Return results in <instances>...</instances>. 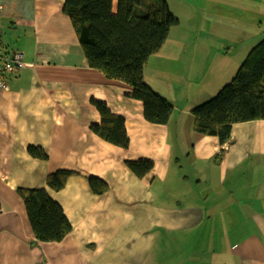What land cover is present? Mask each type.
<instances>
[{
	"label": "crops",
	"instance_id": "1",
	"mask_svg": "<svg viewBox=\"0 0 264 264\" xmlns=\"http://www.w3.org/2000/svg\"><path fill=\"white\" fill-rule=\"evenodd\" d=\"M64 2L0 0V54L4 45L24 55L0 89V264H264V120L233 124L221 144L194 133L191 113L262 38L263 0H166L178 23L142 68L172 105L165 124L145 120L127 83L88 66ZM231 21L236 32L221 29ZM92 99L124 118L127 149L90 132ZM136 159L153 162L150 175L127 168ZM56 170L74 174L53 191L45 182ZM89 176L108 190L93 194ZM17 188H46L70 232L36 240Z\"/></svg>",
	"mask_w": 264,
	"mask_h": 264
},
{
	"label": "trees",
	"instance_id": "2",
	"mask_svg": "<svg viewBox=\"0 0 264 264\" xmlns=\"http://www.w3.org/2000/svg\"><path fill=\"white\" fill-rule=\"evenodd\" d=\"M150 3L151 0H118L117 11L113 13L112 0H65L63 11L70 19L88 66L109 79L127 83L131 97L142 103L145 120L165 124L172 105L145 83L142 68L178 19L166 0H157L149 15ZM92 104L99 121L89 126L90 132L110 146L127 149L129 138L124 118L102 101L92 99ZM191 113L194 133L214 136L221 144L230 139L233 124L264 120V33L246 52L230 81L211 98L193 107ZM27 151L32 157L46 159L39 147L29 146ZM124 162L139 179L153 170V162L148 159ZM73 174L68 170L50 173L46 177V188L62 189ZM87 181L95 195L108 190L107 184L97 177L89 176ZM46 188H17L16 192L23 201L34 238L60 241L70 232L71 225Z\"/></svg>",
	"mask_w": 264,
	"mask_h": 264
},
{
	"label": "built area",
	"instance_id": "3",
	"mask_svg": "<svg viewBox=\"0 0 264 264\" xmlns=\"http://www.w3.org/2000/svg\"><path fill=\"white\" fill-rule=\"evenodd\" d=\"M0 54V89L6 88L5 75L12 74L23 64V53L4 47Z\"/></svg>",
	"mask_w": 264,
	"mask_h": 264
},
{
	"label": "rangeland",
	"instance_id": "4",
	"mask_svg": "<svg viewBox=\"0 0 264 264\" xmlns=\"http://www.w3.org/2000/svg\"><path fill=\"white\" fill-rule=\"evenodd\" d=\"M168 2H171L172 0H167ZM176 2H178L179 0H175ZM191 1V0H190ZM252 1H255V0H252ZM263 2H264V0H263ZM263 4H261V5H258V6H262ZM171 7V6H170ZM171 9L172 10H174L172 7H171ZM178 19V18H177ZM179 19H180V21H181V18L179 17ZM255 20H258V21H260V18H258V16H256L255 17ZM240 23L239 22H237V21H231V22H223L222 23V25H221V29H223V30H226V31H228V32H236V29H237V25H239ZM182 27H187V26H185V25H182ZM187 29H189L188 27H187ZM264 31V28H260V30L258 31V33L260 34V35H263V32ZM245 33V32H244ZM227 47L231 50V49H233L232 47H233V44H231V43H229L228 45H227ZM224 64V62H222L221 63V65H223ZM229 68H231L232 67V65L231 64H229V65H227Z\"/></svg>",
	"mask_w": 264,
	"mask_h": 264
}]
</instances>
